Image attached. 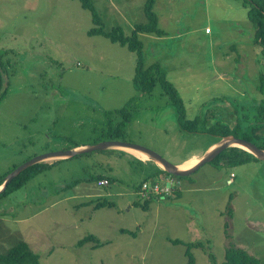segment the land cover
<instances>
[{
	"label": "rangeland",
	"instance_id": "374dc122",
	"mask_svg": "<svg viewBox=\"0 0 264 264\" xmlns=\"http://www.w3.org/2000/svg\"><path fill=\"white\" fill-rule=\"evenodd\" d=\"M92 2L107 26L129 31L146 20L145 0ZM154 10L165 34H140L144 65L162 66L185 116L195 120L191 130L179 128L159 83L150 94L134 87V53L86 33L92 23L78 0H0L2 89L7 85L0 174L40 154L112 140L144 146L172 164L192 154L199 159L221 140L205 131L218 121L232 136L264 144V125L248 117L263 97L256 87L264 89V55L252 42L247 7L237 0H156ZM131 100L124 134L114 138L107 131L120 118L108 112ZM133 156L113 149L60 158L1 197L0 254L24 241L41 264H188L184 243L200 242L190 249L194 264H211V256L224 260L231 241L264 264V160L206 163L175 177L179 191L170 192L163 173L143 181L157 173V162ZM149 197L146 210L132 204ZM97 198L113 205L96 208ZM87 235L95 239L79 245Z\"/></svg>",
	"mask_w": 264,
	"mask_h": 264
},
{
	"label": "trees",
	"instance_id": "16d2710c",
	"mask_svg": "<svg viewBox=\"0 0 264 264\" xmlns=\"http://www.w3.org/2000/svg\"><path fill=\"white\" fill-rule=\"evenodd\" d=\"M82 8H84L90 16L92 26L86 31L89 36L97 35L102 36L109 40L111 43H116L120 46L125 47L127 50L135 54V65H134V73L132 76V83L134 87L140 92L151 93L157 83L160 84L162 89V94L166 95L169 98L171 104H173L176 108L177 112V123L181 130H191L193 129V122L195 120L188 119L185 116V108L183 103L180 100L178 91L172 83H170L165 76L164 69L159 63H151L147 66L144 64L143 60V42L140 38V34L147 33L153 34L157 36L164 35L165 32L162 28H160L158 24V16L154 10V5L156 0H145L143 5V12L146 20L144 22H137L132 26V29L126 31L120 25L107 26L100 15V13L96 10L92 0H78ZM240 1L243 5L247 7V16L254 24V33L252 37L253 44L259 48L260 52L264 55V0H237ZM0 56V100L6 94L7 85L3 87V79L2 76L6 73L4 71L5 64L3 59ZM260 79V76H259ZM262 83L257 84L258 91H262V99L257 103V107L255 108V113L248 116L250 120L255 122H262L264 125V89H262ZM133 100L126 102L123 106L118 109H115L113 112L109 111L108 114L112 116V114L118 115L119 120L115 127L109 126L107 133L109 135L114 136V138H122L124 134V130L126 128L127 122L130 118V104ZM258 126V127H257ZM254 127L255 130L260 128V124ZM208 133L218 135L220 138L231 135V129L222 122H216L214 125L208 126L205 130ZM237 137H243L245 139L251 140V136L245 134L243 136L234 135ZM74 146H77L74 145ZM258 146V145H257ZM260 148L264 149V144L259 145ZM98 150V149H97ZM100 150H113V149H100ZM94 151V150H91ZM88 151V152H91ZM88 152H84L81 154H86ZM80 155V154H77ZM74 155V156H77ZM73 156V157H74ZM134 157V156H133ZM70 158V157H69ZM250 158H255L251 153L247 152L242 148H238L237 146L228 147L221 151L212 161L208 162L214 165L215 167H230L236 166L242 163L247 162ZM67 159V158H65ZM65 159H53L47 161H41L32 166L27 167L22 172H20L16 177H14L9 183H7L2 191H0V198L7 196L12 191L23 186L32 176L35 174L42 172L46 169H49L53 165L61 162ZM140 162V159L137 158ZM17 165H13L7 171L0 174V185L4 181V177L8 174L12 169H14ZM158 173H163L166 176L168 173L164 170L157 169L156 174H150L143 181L148 178L154 177ZM191 174V173H190ZM188 174V175H190ZM188 175H182L181 178L187 177ZM105 176L96 177L97 180ZM108 178V177H105ZM142 181V182H143ZM141 184L138 185V189H140ZM179 185H173L170 192H178ZM157 196V195H156ZM157 197H160L158 195ZM97 202L95 207H103V206H112L113 204L106 200L96 199ZM151 200V197L143 200L141 203L137 200H134L132 204L141 207L146 210L148 208V204ZM83 204H88L89 202H85ZM121 231H125L121 229ZM128 232V231H127ZM132 234V232H131ZM228 237V235H227ZM94 240L95 237L93 235H87L82 239L78 240V244L82 245L84 242L89 240ZM173 244L182 243L179 239H170ZM185 251L184 254L187 257L188 264H194V257L190 253V249L193 246L200 247L202 244L200 242L195 243H184ZM0 264H41L39 257L36 253L30 250L27 243L24 241H19L13 246H11L6 252L0 254ZM211 264H260V261L254 255L248 253L241 247L235 246L231 241L225 247V256L224 260L220 263H217L214 258L211 256Z\"/></svg>",
	"mask_w": 264,
	"mask_h": 264
},
{
	"label": "water",
	"instance_id": "95a60500",
	"mask_svg": "<svg viewBox=\"0 0 264 264\" xmlns=\"http://www.w3.org/2000/svg\"><path fill=\"white\" fill-rule=\"evenodd\" d=\"M235 144H241L250 149V152L260 160H264V149L260 148L259 146L252 143V141L228 135L226 137H223L218 143H216L212 148H210L206 153H204L198 161L193 164L188 169L180 170L178 169V166L175 164L170 163L166 159H164L161 155L156 153L155 151L148 149L144 146L129 143L126 141H120V140H112L108 142H100L96 143L91 146H84L82 148L78 149H68V150H62V151H54V152H48L44 154H40L37 156H34L33 158L21 163L17 167H15L12 171H10L5 177L2 186L0 187V191L4 188V186L9 183L14 177H16L20 172H22L24 169H26L29 166H32L33 164H36L38 162L52 159V158H66L71 157L77 154H81L84 152H88L91 150H100V149H114V148H132L136 149L138 151L144 152L148 155V159L153 160L157 162L159 165L166 170V172L173 174V175H187L195 170H197L199 167L203 166L204 164L212 161L221 151L224 149H227L228 147L235 146ZM168 184V183H167Z\"/></svg>",
	"mask_w": 264,
	"mask_h": 264
},
{
	"label": "bare ground",
	"instance_id": "6f19581e",
	"mask_svg": "<svg viewBox=\"0 0 264 264\" xmlns=\"http://www.w3.org/2000/svg\"><path fill=\"white\" fill-rule=\"evenodd\" d=\"M228 136V135H227ZM224 137H226V136H224ZM223 138V137H222ZM221 138V139H222ZM245 139V138H244ZM84 146H86V145H84ZM83 146V147H84ZM235 146H237V147H239V148H242V149H244V150H246L247 152H249L250 151V149L248 148V147H246V146H244V145H241V144H235ZM213 147V146H212ZM212 147H210V148H212ZM232 147V146H231ZM82 148V147H81ZM72 149V148H71ZM114 149H123V148H114ZM124 150L125 151H127L128 153H130V154H132V155H134L135 157H138V158H141V159H147L148 158V155L146 154V153H144V152H141V151H138V150H136V149H132V148H124ZM209 150V149H208ZM62 151V150H61ZM249 153H251V152H249ZM252 154V153H251ZM253 155V154H252ZM254 156V155H253ZM255 157V156H254ZM256 158V157H255ZM52 159H60V158H52ZM47 160H49V159H47ZM198 161V158H195V159H191V160H189V161H185L184 163H181L180 165H177V164H175V165H177L178 166V169H180V170H184V169H188L189 167H191L193 164H195L196 162ZM20 165V164H19ZM17 167V166H16ZM160 167V169L161 170H164V168H162V166L160 165L159 166ZM12 171V170H11ZM164 171H166V170H164ZM168 173V172H167ZM7 175V174H6ZM5 175V176H6ZM178 175H173V174H170V173H168V175L166 176L167 177V187H165V189L164 190H169V186H172V185H174V183L172 182L174 179H175V177H177ZM106 181L105 183H101V181ZM100 181V183L101 184H106L107 183V180L106 179H102V180H99ZM3 184V183H2ZM2 184L0 185V187L2 186ZM144 186H145V184H144ZM157 185H155L154 187H153V190L155 191V187H156ZM5 187V186H4ZM4 189V188H3ZM2 189V190H3ZM1 190V191H2Z\"/></svg>",
	"mask_w": 264,
	"mask_h": 264
},
{
	"label": "crops",
	"instance_id": "0c3cea01",
	"mask_svg": "<svg viewBox=\"0 0 264 264\" xmlns=\"http://www.w3.org/2000/svg\"><path fill=\"white\" fill-rule=\"evenodd\" d=\"M143 55H144V51H143ZM74 145H76V144H74ZM74 145L72 146V148H74V149H78V148L83 147V145H85V144H84V143H78L77 146H74ZM197 157H198L197 155L192 154V155L188 156L187 158H185V159H183V160H181L180 162L175 163V164L180 165L181 163H184L185 161H189V160H191V159H195V158H197ZM136 158H138V157H136ZM138 159H140L143 163H147V162L150 161L149 159H141V158H138ZM158 165H159V164H158ZM159 166H160V165H159ZM158 169H160V167H159ZM102 178H104V177H102ZM89 205H90V204H89Z\"/></svg>",
	"mask_w": 264,
	"mask_h": 264
},
{
	"label": "clouds",
	"instance_id": "9594fccd",
	"mask_svg": "<svg viewBox=\"0 0 264 264\" xmlns=\"http://www.w3.org/2000/svg\"><path fill=\"white\" fill-rule=\"evenodd\" d=\"M147 159H148V158H147ZM149 160H150V159H149ZM106 184H108V183H106ZM106 184H105V185H106ZM159 187H160V186H159ZM153 193H154V194H160V196H162L163 189L161 190V189L158 188V190H157V191H154Z\"/></svg>",
	"mask_w": 264,
	"mask_h": 264
},
{
	"label": "built area",
	"instance_id": "2783aa9c",
	"mask_svg": "<svg viewBox=\"0 0 264 264\" xmlns=\"http://www.w3.org/2000/svg\"><path fill=\"white\" fill-rule=\"evenodd\" d=\"M106 181L104 180V181H101V183H105ZM158 190V188H157V186L155 187V191H157Z\"/></svg>",
	"mask_w": 264,
	"mask_h": 264
}]
</instances>
